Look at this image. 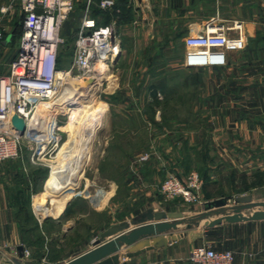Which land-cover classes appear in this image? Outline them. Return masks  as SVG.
<instances>
[{"label": "crops", "instance_id": "0c3cea01", "mask_svg": "<svg viewBox=\"0 0 264 264\" xmlns=\"http://www.w3.org/2000/svg\"><path fill=\"white\" fill-rule=\"evenodd\" d=\"M100 1L74 0V10L61 30L71 18L76 26L75 41L84 11L88 9V17L96 25H115L120 49L118 57L125 53L121 36L133 41L166 42L168 45L163 52L176 57L173 66L177 73L185 77L191 75V82L200 86V92L192 102L193 109L183 115L181 122L178 119L175 131L165 128L167 125L163 122L167 119L162 118L161 113L158 112L160 118L156 123L154 121L158 113L150 121L145 113L133 110L129 105L139 102L136 96L126 94L119 98L122 105H126L122 108L129 110L117 112L119 115H115L112 128L122 125L118 131L115 130V134L125 137L129 148L116 143L114 151L131 159L137 149L130 147L138 136L145 137V148L149 145L151 159L136 179L141 177L140 181L154 184L169 174L183 179L190 171H196L202 179V194L206 195V201L225 198L230 201L228 205H231L232 197L251 195L253 202L264 203V0H113V7L106 10L99 9ZM11 2L0 0V10L7 8L5 13L0 12V65L7 66V70L17 50L11 60L3 54L10 39L17 35L19 40L22 24L20 8L18 5L11 6ZM237 25L245 39L243 50L224 52V65L187 66V55L195 50L185 47L186 38L201 36L206 28L221 27L229 37H237ZM174 41L177 44L173 47ZM132 50L136 53L142 49ZM118 57L115 64L118 63ZM181 83L185 85V82L179 80L178 86H182ZM3 163H0V255L7 259H0V264L10 263V258H17L18 248L22 245L26 248L24 234L10 202V197L19 190L17 171L11 164ZM131 179L129 176L132 182ZM122 181L128 183V177ZM108 183H112L114 188L104 194L94 190L86 196H79L95 214L107 212L110 215L107 211L108 201L116 196L118 182L109 180ZM83 188L87 189L86 185ZM148 196L153 212H181L185 219L197 215V211L181 209L175 202L160 207L153 195ZM35 198L32 200V210L37 211L33 202ZM38 202L47 201L40 196ZM50 206L52 212L53 205ZM150 207L139 211V218H135L137 225H131L130 229L150 223L141 220V216ZM251 211H245L243 215L249 216ZM221 214L230 212L227 210ZM216 217L213 215L211 219ZM109 219V223L98 228L95 237L112 225L129 222V217H118L117 213ZM66 224L64 232L69 233L71 223L68 221ZM185 226L186 223H182L172 232L183 234L178 241L166 247L144 251L136 257L126 259L125 247L122 246L118 252L119 264H188L192 250L201 246L198 238L201 231L199 227L186 230ZM215 230H224L233 243L237 241L238 246L233 254L234 264H264V221L222 223L209 229ZM90 244L78 255L92 249V242ZM21 261L23 264L38 262L37 259L28 258H22Z\"/></svg>", "mask_w": 264, "mask_h": 264}, {"label": "rangeland", "instance_id": "374dc122", "mask_svg": "<svg viewBox=\"0 0 264 264\" xmlns=\"http://www.w3.org/2000/svg\"><path fill=\"white\" fill-rule=\"evenodd\" d=\"M64 25L60 31L62 43L58 47V60L62 70H67L71 65L76 26L71 21V18ZM174 44H177V41H174L173 47ZM17 45L18 38L16 35V37L14 36L10 39L9 46L3 56L11 60L16 53ZM121 45L125 53L118 57L120 53L119 49L113 64L107 66V79H101L100 81L97 79V76L102 75L103 67L94 74L95 76L97 75L96 77L88 78V80L81 77L75 71L71 73L72 77L80 76L79 81L81 83H85L89 88L95 89L91 99L80 100L81 105L87 107L83 110L81 121L78 123L73 122L71 115L63 112L65 107H70V97L72 95L68 96L67 93L64 96L59 91L58 101H56L52 114L56 123V144L53 142L47 146L44 153L39 157H36L37 152H34V158H31L34 146L23 144L24 146L18 158L3 163L11 164L12 168L17 171L19 190L10 197V202L13 204L19 228L22 230H35L29 234L25 232L24 246L29 251L28 259H37V264H64L63 262L67 259L78 256L80 252L91 245L90 243L93 239L99 237H95L98 228L109 223V217L114 216L116 213L118 217H123L124 215L129 217V221L136 220L135 218L138 216L139 211L151 205L148 195H153L157 199L156 203H160V207L169 203L163 201L159 190L163 181L173 174L167 175L161 181L154 184L140 181L139 178L141 177L136 179L137 176H140L143 166L151 159L149 145L145 148V137L138 136L130 147L137 149L131 159L121 152H115L116 143L125 146L126 149L129 147L125 137L115 134V130L118 131V128L120 129L122 125L119 124L113 129L112 124L115 122V115H119L117 112L129 110V108H122V106L126 105H122L119 99L122 95L127 94L132 97L136 96L139 99L137 104L129 105L133 110L145 113L150 121H153L155 113L159 112L162 114V118L165 117L167 119V121L163 122L164 125H167L165 128L169 127L175 131L178 126V119L180 121L183 115H186L193 109L192 102L195 96H198L200 86L191 82L193 81L191 75L185 77L177 73L176 67L173 66L175 64L173 59H176V57L168 56L166 52H163L168 45L166 42L153 40L133 41L124 39L121 36ZM135 48L142 50L141 52L137 51L134 53L132 49ZM0 57H2V54ZM117 57L118 63L115 64ZM7 68V66L0 65V75H5L8 71ZM179 80L185 82V85L181 83L182 86H178ZM63 85L68 86L67 79L61 83V87ZM72 88L79 93L82 92V87L78 84H73ZM155 91L157 103L153 97ZM76 95L74 98L78 99ZM41 108L45 113L44 107H39V109ZM102 110V127L97 131L93 139L89 162H87L82 170L83 172H81L79 185L71 192L72 199L64 208L61 215L57 219L51 218L49 216L52 215L50 206L52 202L48 194L56 190L61 184V181L54 177V170L64 158L73 160L77 156L76 139L79 133L93 115ZM159 113L154 121L156 123L159 122ZM41 115L43 118L38 119L43 122L46 121L45 114L41 113ZM30 126L33 132L39 130V127H41L35 128L32 123ZM47 135L42 139H46ZM154 153L155 155L157 154V152ZM144 155H147V159L141 161L140 158ZM129 176H131L132 182L129 181ZM125 177H128V183H123L122 180ZM109 180H116L118 182V185H116L118 187L116 196L108 201L107 211L110 212L111 216L107 212L95 214L87 207L84 201L79 199V196H86L94 192V190H98V192L104 194V192L114 188L112 183H108ZM84 185L87 187L85 190L83 188ZM202 193L204 192H202L201 188V200L202 202H207L206 195ZM38 195L46 199L47 202H38L40 197ZM34 196L37 197L35 198ZM33 198H35L33 202L37 211L32 210ZM233 198L231 199L232 203ZM172 202L177 203L181 209H190L192 212L197 211V214L203 211L201 205H186L179 200ZM47 216L49 218L44 220V217ZM68 221L71 223L72 229L69 233H65L64 226L67 225L66 222ZM199 223V226L193 227H199L201 231L198 237L201 245L210 244L216 250L230 251L235 255V248L238 246L237 241L233 243L231 238L226 236L224 230L209 231V229L202 226L201 221ZM21 247L24 248L23 245ZM0 259L7 258L1 254Z\"/></svg>", "mask_w": 264, "mask_h": 264}, {"label": "built area", "instance_id": "2783aa9c", "mask_svg": "<svg viewBox=\"0 0 264 264\" xmlns=\"http://www.w3.org/2000/svg\"><path fill=\"white\" fill-rule=\"evenodd\" d=\"M12 5L19 6L22 24L17 54L10 63L8 72L0 75V163L18 158L23 144L34 146L31 158H34V152L39 157L47 146L53 142L56 144V123L46 139H42L37 131H28V124L36 107L57 98L61 77L75 71L88 80L94 77L96 65L105 63L106 66H111L119 52L115 25H96L88 17V9H85L75 34L70 68L59 70L58 47L62 43L60 31L74 10V0H12ZM113 5V0H101L98 7L106 10ZM6 10L7 8H3L0 12L5 13ZM235 28L238 31L237 37H229L221 27L206 28L203 35L186 38L185 47L195 50L187 55V66L224 65V52L243 50L245 39L240 26ZM205 59H208L207 63ZM13 117L22 120L24 124L21 136L12 127ZM146 159L147 155L140 158L141 161ZM201 188L202 180L199 175L190 172L183 179L168 176L159 192L164 202L179 200L186 205L203 206L205 202L201 200ZM22 255V258H28V249L23 248ZM188 264H234V256L230 251H217L210 244H204L192 251Z\"/></svg>", "mask_w": 264, "mask_h": 264}, {"label": "water", "instance_id": "95a60500", "mask_svg": "<svg viewBox=\"0 0 264 264\" xmlns=\"http://www.w3.org/2000/svg\"><path fill=\"white\" fill-rule=\"evenodd\" d=\"M12 127L18 132L19 136L23 134L25 129L22 120L16 117L12 118ZM70 200L66 206L70 203ZM202 208V212L189 219H185L181 212H153L148 209L141 216V220L150 223L138 225L133 229H130V226L137 225V220L124 221L112 225L100 233L97 239L92 241V249L64 264H119L118 252L122 246L125 247L124 257L126 259L139 256L144 251L166 247L183 236L182 233H172L182 223H186L185 229L190 230L193 226H199L200 221L206 229H212L222 223L234 224L243 221H264V203L253 202L251 195L234 197L231 205H228V201L225 198L207 201ZM227 210L230 214H221ZM245 211H251L250 215H243ZM213 215L217 217L211 219ZM47 218L49 217H44V220ZM169 221H172V223H169ZM22 251L23 248L19 247L18 257L10 258L11 262L4 264H23L21 261Z\"/></svg>", "mask_w": 264, "mask_h": 264}, {"label": "bare ground", "instance_id": "6f19581e", "mask_svg": "<svg viewBox=\"0 0 264 264\" xmlns=\"http://www.w3.org/2000/svg\"><path fill=\"white\" fill-rule=\"evenodd\" d=\"M201 62L204 63V60H202ZM207 62L208 59H205V63ZM101 67H103L102 75L100 76L96 75L98 81H100L101 79H107L108 77V68L105 65V63H99L98 65H96L95 74L97 71L100 70ZM79 78L80 77L77 76L72 77V75L68 73L65 76L61 77L60 78L61 81L59 82L61 84L63 81L67 79L68 86L63 85L61 87L60 93L63 94L64 96L67 95L68 93V96L72 95V97H70L71 99L69 104L70 107H65L63 109V112L70 114L73 122L76 123L81 121L83 116V110L87 108L81 105L80 100H85L86 98L91 99L95 92V89H93L92 87L89 88V86L86 85L85 83H81V81H79ZM73 84H78L80 87H82V92L79 93L77 90L73 89L72 88ZM64 88L67 90H65ZM75 95L76 97H78V99L74 98ZM56 101H58V96L55 99L52 98L50 102L46 104L38 105L36 107V110L31 118V121L28 124L29 132L33 133V129L30 126V124L32 123L34 124L35 128L41 126L39 127L40 132L39 130H35V131H37L39 136H41L42 138L46 137V135L49 133V131H51V129L55 124V119H53L52 114H53V108L56 105ZM41 106L44 107L45 113L42 111V108L39 109V107ZM41 113L45 114V118H47V120L44 122L38 119V118H43ZM102 116H103V110L95 113L93 117L84 125L83 129L79 133L78 138L76 139L77 150H78L77 156H75L73 160L64 158L62 162L59 164V166L54 170L53 175L56 179H59L61 181V184L56 190L48 194V196H50L53 205L52 215L49 217L57 218L58 216H60L67 202L70 199H72L71 192L79 185V177H81L80 176L81 172H83L82 170L84 166L87 164V162H89L90 148L93 143V139L97 131L102 127ZM42 130L43 132H41Z\"/></svg>", "mask_w": 264, "mask_h": 264}, {"label": "trees", "instance_id": "16d2710c", "mask_svg": "<svg viewBox=\"0 0 264 264\" xmlns=\"http://www.w3.org/2000/svg\"><path fill=\"white\" fill-rule=\"evenodd\" d=\"M57 69L62 70V68L59 66V60H57ZM155 93H156V91L153 93V97H154V100L157 103L158 101H157V97H156V94ZM16 220H18V219L16 218ZM20 230H21L22 234H25V232L29 234V233H31V232L33 233L35 231L34 229L33 230H29V229L22 230V229H20Z\"/></svg>", "mask_w": 264, "mask_h": 264}]
</instances>
